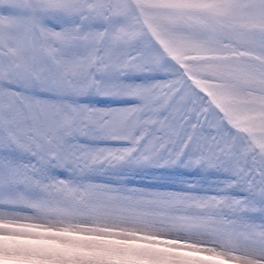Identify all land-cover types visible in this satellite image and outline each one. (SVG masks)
I'll return each mask as SVG.
<instances>
[{
    "label": "snow or ice",
    "instance_id": "obj_1",
    "mask_svg": "<svg viewBox=\"0 0 264 264\" xmlns=\"http://www.w3.org/2000/svg\"><path fill=\"white\" fill-rule=\"evenodd\" d=\"M0 264H264V0H0Z\"/></svg>",
    "mask_w": 264,
    "mask_h": 264
}]
</instances>
